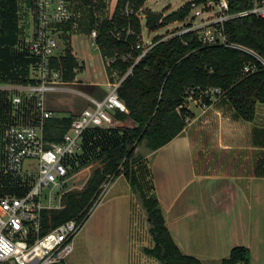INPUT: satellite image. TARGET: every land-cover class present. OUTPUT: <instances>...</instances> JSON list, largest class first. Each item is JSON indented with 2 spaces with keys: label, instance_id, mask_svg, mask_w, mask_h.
I'll return each instance as SVG.
<instances>
[{
  "label": "trees",
  "instance_id": "trees-1",
  "mask_svg": "<svg viewBox=\"0 0 264 264\" xmlns=\"http://www.w3.org/2000/svg\"><path fill=\"white\" fill-rule=\"evenodd\" d=\"M20 1L0 0V83L34 82L30 76L36 58L22 37ZM147 1L118 0L109 16L104 14L107 0H72L73 19L58 28L64 31V38L68 41L66 51L51 59L52 66L60 71L62 81L74 82L85 69L69 42L73 32L91 35L97 30L96 44L107 62L109 74H117L121 78L138 56L136 45L143 32L142 13L145 14L149 31L157 32L174 22L186 20L191 11L190 2L168 14L149 8L144 10ZM229 2L232 13L251 6V0ZM25 3L31 11L35 7V0H25ZM75 5L76 11L81 12L79 18L74 15ZM225 29L233 43L253 50L264 60V18H233L225 23ZM117 31L122 32L121 38L115 36ZM165 37L158 35L154 38L156 45L134 66L133 73L119 87V95L128 112L118 111L116 118L121 122L130 120L133 125L93 128L86 132L83 148L94 151L101 145L99 153L93 158L101 160L103 166L92 174L83 190L66 194L63 209L44 212L43 224L48 231L69 220L83 219L97 199L102 185L110 177L124 174L146 212L149 231L155 242L152 248H145V253L156 258L160 264H204L198 258L185 254L175 242L155 195L150 168L141 164L144 158L136 155L137 148L144 143L149 151H156L179 136L189 119L194 117L189 108L192 101L209 106L214 98L225 96L242 119L252 121L256 116L257 104L264 103V64L241 49L206 45L194 32ZM246 66L252 69L246 72ZM111 81L114 82V78ZM212 90L219 91L212 93ZM34 104L33 100H26L16 108L13 96L0 93V138L9 124L30 120L35 110ZM74 119L75 116L49 119L46 139L62 141ZM138 163L141 164L140 168ZM6 174L3 182L0 181V191H16L21 195L28 190L30 185L26 184L23 188L13 185L10 182L13 174ZM249 262V249L236 246L222 264Z\"/></svg>",
  "mask_w": 264,
  "mask_h": 264
},
{
  "label": "crops",
  "instance_id": "crops-1",
  "mask_svg": "<svg viewBox=\"0 0 264 264\" xmlns=\"http://www.w3.org/2000/svg\"><path fill=\"white\" fill-rule=\"evenodd\" d=\"M58 36L65 45L58 54H63L68 41L64 31ZM89 37L92 39L87 32L70 35L72 51L85 69L74 82H62L57 90L80 85L87 104L72 115L75 118L92 105V98L106 96L111 78L119 79L117 74H109L101 52L99 56L92 54ZM92 61L93 74L88 70ZM15 91L13 98L25 95ZM45 103L56 117L55 103L46 99ZM189 108L194 117L185 130L144 157L170 232L185 254L204 264H222L236 246L249 249V264H264V103L257 104L252 121L242 119L225 96L214 98L207 107L192 101ZM82 230L66 264L157 263L145 253L155 242L146 212L124 174L110 183L104 200Z\"/></svg>",
  "mask_w": 264,
  "mask_h": 264
},
{
  "label": "built area",
  "instance_id": "built-area-1",
  "mask_svg": "<svg viewBox=\"0 0 264 264\" xmlns=\"http://www.w3.org/2000/svg\"><path fill=\"white\" fill-rule=\"evenodd\" d=\"M189 2V16L184 21L175 22L181 26L170 30L165 38L194 32L206 45L241 49L253 54L264 64V60L253 50L233 43L225 29V23L233 18H264V0H251L250 8L237 13L231 12L229 0ZM71 3L72 0H35V7L32 9L33 37L29 50L36 58L32 68L34 82L16 87L25 95H16L13 102L19 108L25 99L33 100L35 110L33 117L26 123L7 126L4 155L6 170L11 174H23L26 159H37L39 169L36 181L24 193L0 195V264H66L67 258L74 251L75 238L104 200L109 182L114 177H110L102 185L97 199L83 219H72L46 231L43 224L44 212L65 207V196L72 191L68 184L75 175L72 173L83 150L81 138L86 132L93 128L120 126L121 121L116 118V113L128 112V109L119 95V87L133 73L134 66L156 45L154 40H145L142 32L136 45L138 56L128 72L117 81L109 83L108 92L103 99L92 98V105L74 119L62 141H49L45 137L46 125L53 118V112L46 108V94L57 91L63 82L60 71L52 66L51 59L58 55V33L62 31L58 28L73 19ZM126 11L129 13V9ZM121 34V31H117L115 36L121 38ZM97 36L98 32L94 30L91 37L95 48H98ZM251 69V66L245 67L246 72ZM215 91L219 90H212V93Z\"/></svg>",
  "mask_w": 264,
  "mask_h": 264
},
{
  "label": "rangeland",
  "instance_id": "rangeland-1",
  "mask_svg": "<svg viewBox=\"0 0 264 264\" xmlns=\"http://www.w3.org/2000/svg\"><path fill=\"white\" fill-rule=\"evenodd\" d=\"M189 1L190 0H149V1H147L145 8H151L153 11L166 12V14H168V13H172L174 11H177L178 9L183 7ZM107 3H108L107 4L108 6H107L106 10L104 11V14L111 16L113 8H114L115 0H107ZM76 10H77V5H75V7H74V15H75V18H79L81 12L79 13ZM31 14H32V11L26 5L25 0H21L20 1V18H21L20 27H21L22 32H23L22 37H23V39H25V41L27 43H29V38L33 36V21L31 18L32 17ZM180 26L181 25L179 23L174 22V23H172V24H170L164 28H161L157 32H150L149 28L147 26V20H146L145 14L142 13L143 36H144L145 40H147V41L154 40V38L158 35L168 36L170 30H174L175 28H178ZM89 39H91V38L89 37ZM58 42L60 43L59 39H58ZM90 43H93L92 39H91ZM64 49H65V45L61 42L60 46L57 48V52L60 53ZM90 50H91L92 54H94L95 56H99L100 51L98 49H94V46L91 45ZM98 60H100V59L98 58ZM94 64H95L94 61L88 63V70L91 73H92V69H93L91 67H94L95 66ZM98 65L101 66V62L98 61ZM89 68H91V69H89ZM87 71L84 72V75L85 74L87 75ZM79 76H80V78L84 77L82 74H80ZM94 76L98 77L99 75L94 74ZM33 77H34V75H33ZM19 85H21V84L14 83V82H1L0 83V93H2V94L8 93L10 96H12V95L14 96L17 93L15 91V88ZM63 88H66V89L62 90V91L59 90V91L48 92L46 94L47 102L55 103L56 107L59 108V109L57 108L54 110L55 116L59 117V118L71 117L72 115H74V113H76V111H79L80 109L84 108L87 104V99L83 96V94H81V93H83V91L81 90L79 84L78 85L77 84H75V85L69 84L67 86H64ZM127 125H133V122L129 120V121L121 122V124H120L121 127H124ZM5 132L6 131H4L2 138H0V158L2 156V159H0V181H2V182H3L4 176L5 175L7 176V174H6L7 170H6L5 159H4L5 158L4 154H5V149H6V140H5L6 134H5ZM83 140H84V136L81 138L82 143H83ZM100 149H101V145H100V147H97L96 149H94V151H91V150L88 151V150H85L83 148L82 152H80L79 157L77 159V162L75 164L76 169L72 173L75 175H74L73 179L69 181V184H68V186L71 187L72 191L83 190L86 187V184H87L89 178L92 176V174L98 168L103 166V163L101 162V160H97V158H93L94 156H96L99 153ZM148 152H149V150L147 149L146 145H144V143H141L139 145V147L137 148L136 155L144 158ZM38 164H39V162L37 159H26L24 161L23 174H21V175L13 174L12 176H10L11 177V180H10L11 184L17 185L18 187L23 188V187H25L26 184L30 185L31 183H34V181H36V178L38 176V169H39ZM141 164L145 165L146 162L142 160ZM141 164L138 163L137 166H139V168H140ZM147 167H148V165H147ZM27 178H29L33 181L28 182L29 179H27ZM116 178H113L112 180H110L109 183H112ZM107 181H109V179ZM6 194L16 195L18 193H16V191L14 193H10V191H4V190L0 191V195H6ZM87 221H86V223H87ZM155 260L157 262L156 264H160V262L156 258H155Z\"/></svg>",
  "mask_w": 264,
  "mask_h": 264
},
{
  "label": "bare ground",
  "instance_id": "bare-ground-1",
  "mask_svg": "<svg viewBox=\"0 0 264 264\" xmlns=\"http://www.w3.org/2000/svg\"><path fill=\"white\" fill-rule=\"evenodd\" d=\"M32 80V79H31ZM24 94V93H23ZM13 96V95H12ZM35 105V104H34Z\"/></svg>",
  "mask_w": 264,
  "mask_h": 264
}]
</instances>
